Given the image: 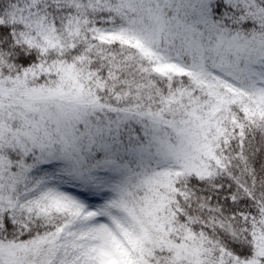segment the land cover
Masks as SVG:
<instances>
[{
    "label": "snow or ice",
    "instance_id": "snow-or-ice-1",
    "mask_svg": "<svg viewBox=\"0 0 264 264\" xmlns=\"http://www.w3.org/2000/svg\"><path fill=\"white\" fill-rule=\"evenodd\" d=\"M0 264H264V0H0Z\"/></svg>",
    "mask_w": 264,
    "mask_h": 264
}]
</instances>
